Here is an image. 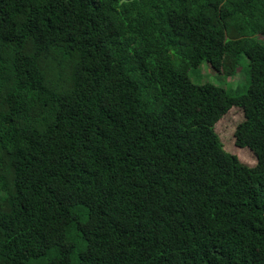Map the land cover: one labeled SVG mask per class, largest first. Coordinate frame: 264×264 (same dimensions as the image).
Here are the masks:
<instances>
[{
    "label": "trees",
    "instance_id": "16d2710c",
    "mask_svg": "<svg viewBox=\"0 0 264 264\" xmlns=\"http://www.w3.org/2000/svg\"><path fill=\"white\" fill-rule=\"evenodd\" d=\"M259 36L264 0H0V264H264Z\"/></svg>",
    "mask_w": 264,
    "mask_h": 264
},
{
    "label": "rangeland",
    "instance_id": "374dc122",
    "mask_svg": "<svg viewBox=\"0 0 264 264\" xmlns=\"http://www.w3.org/2000/svg\"><path fill=\"white\" fill-rule=\"evenodd\" d=\"M66 16L68 14L66 13ZM260 41H264V36H259ZM191 81L195 84L203 82L214 83L216 86L227 88L230 93L243 94L247 89L248 62L242 57L238 66L227 67L222 72L214 71L210 66L203 64L199 71L189 73ZM243 121V112L239 108L230 109L214 126L224 151L234 155L242 164L253 167L256 163L252 152L235 145L234 132L238 124Z\"/></svg>",
    "mask_w": 264,
    "mask_h": 264
}]
</instances>
